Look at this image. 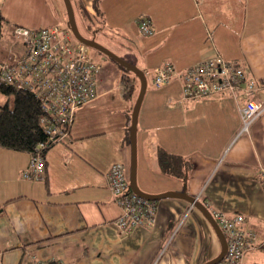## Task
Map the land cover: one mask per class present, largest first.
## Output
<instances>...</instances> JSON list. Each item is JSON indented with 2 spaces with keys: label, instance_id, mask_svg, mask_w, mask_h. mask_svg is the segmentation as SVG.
I'll use <instances>...</instances> for the list:
<instances>
[{
  "label": "crops",
  "instance_id": "1",
  "mask_svg": "<svg viewBox=\"0 0 264 264\" xmlns=\"http://www.w3.org/2000/svg\"><path fill=\"white\" fill-rule=\"evenodd\" d=\"M47 2L0 0V34L13 25L55 24L57 16ZM71 3L76 13L84 8L92 20L100 19L96 33L114 30L122 43L134 46L141 69L170 62L182 71L218 54L240 62L260 84L254 97L264 101V0H98L99 13L93 0ZM139 14L150 18L151 35L139 33ZM149 87L137 120L139 188L159 193L185 185L207 208L242 213L259 239L264 237V111L248 133H241L240 101L229 94L182 100L178 77ZM99 88L92 101L100 98ZM77 110L69 138L46 150L42 179L21 176L29 153L0 147V264H202L217 255L220 244L213 228L183 198L156 200L152 224L119 234L114 220L120 208L107 171L121 162L129 173L125 131L130 119L111 138L106 128L75 120ZM158 150L181 156L182 176L162 170ZM259 252L264 264L259 249L247 252L242 264L246 257L247 264H260Z\"/></svg>",
  "mask_w": 264,
  "mask_h": 264
},
{
  "label": "built area",
  "instance_id": "2",
  "mask_svg": "<svg viewBox=\"0 0 264 264\" xmlns=\"http://www.w3.org/2000/svg\"><path fill=\"white\" fill-rule=\"evenodd\" d=\"M136 22L140 34L148 36L153 33L147 15H137ZM11 32L20 42L21 49H11L0 62V83L30 91L38 97L43 112L40 121L49 141L67 140L76 110L97 97L98 77L103 64L93 58L88 46L75 39L67 25L33 28L13 25ZM144 74L147 85L155 88L178 77L182 100L197 101L222 93L239 100L241 133H248L251 123L264 111V101L254 97L260 84L246 74L238 60H226L213 54L182 71H176L170 62H163L144 70ZM45 146L40 143L30 154L28 166L21 173L23 178H43L45 158L41 149ZM126 173L121 162H114L107 171L109 189L120 208L114 220L119 234L152 224L157 209L156 200L141 197L131 190ZM208 209L226 240L225 254L214 264H242L245 254L258 249L259 244L264 254V240L259 243L254 228L242 213L228 215ZM35 264L61 263L36 260Z\"/></svg>",
  "mask_w": 264,
  "mask_h": 264
},
{
  "label": "rangeland",
  "instance_id": "3",
  "mask_svg": "<svg viewBox=\"0 0 264 264\" xmlns=\"http://www.w3.org/2000/svg\"><path fill=\"white\" fill-rule=\"evenodd\" d=\"M47 1V3H49L53 7V11L57 16V20L54 23L61 26H66L67 18L63 0ZM77 15L78 16L75 17L76 23L79 31L83 35L87 37H93L95 35V39L99 43L106 46L115 54L119 55L124 60L137 65L139 68L143 67V64L141 63L138 55L136 53H133V51H135L134 46L132 47L130 45L122 43L120 34L115 33L114 30L110 31L108 28H101L99 32L95 33L96 23L97 21L99 22L100 19L93 18V21L91 19L89 20L88 17H85V19L81 18L79 15V11H77ZM96 28L98 29V27ZM72 40L74 41L75 39L73 38ZM11 49L20 50L21 44L12 35V32L9 28H3L0 34V57H3L4 55V57L6 58L7 53L11 52ZM90 51L93 58L97 61H101V63L103 64L102 74L100 77L101 80H99L98 83V85L100 86V88L98 89V96H100V98L84 106H81L77 110L78 113H76L75 120H80V122L90 127H104L106 128V130L110 131L111 138H113L116 131L119 130V126L121 125V123L123 122L124 124V119L127 118L126 114L128 113L130 115L132 106L138 94L139 82L138 79L135 78L136 86L134 89V94L129 98L124 97L121 77H123L124 73L126 72H123V70L119 66H117L112 60L107 58L101 52L93 48H90ZM150 89L151 88L148 85L147 91H150ZM144 103L142 110L140 107V111H144V105H146V101ZM124 108L126 110L123 111ZM73 128L74 125L72 129ZM125 134L127 135V131H125ZM93 141L96 140H90L89 143ZM126 174L128 176V173ZM258 254L260 256L259 263L261 264L262 255L260 252ZM248 258H245L246 264L248 263Z\"/></svg>",
  "mask_w": 264,
  "mask_h": 264
},
{
  "label": "trees",
  "instance_id": "4",
  "mask_svg": "<svg viewBox=\"0 0 264 264\" xmlns=\"http://www.w3.org/2000/svg\"><path fill=\"white\" fill-rule=\"evenodd\" d=\"M97 4H98V0H93V6H94L93 8L97 13H99ZM79 11H80L79 15L81 18L85 19V17H88L89 20L91 19V16L84 8H81V10ZM74 13H75V17L78 16L75 11ZM232 60H237V59H232ZM114 63L117 66H119L123 70V72H126L124 73L123 77H121L124 97L126 98L132 97L136 86L135 75L131 71H128L119 64H117L116 62ZM146 70H150V69H146ZM250 78L255 80L254 77H250ZM42 116H43V112H42L40 100L32 92L0 83V147L1 148L27 152L29 153L30 156V154L34 153L38 149L40 143H45L46 146L41 149V152L45 158V152L48 148H50L56 143H60L63 141H49L48 135L46 134V132H44V127L40 121ZM127 117L128 119H130V115L128 113H127ZM127 135H128V127H127ZM127 135H126V139L128 140ZM157 158L159 160V164L163 171L174 175L181 174L182 176L181 168L183 167L184 161L182 160L181 156L168 154L163 150H158ZM126 171L128 173L127 169ZM203 204L207 206V203H205V201H203ZM255 232L258 236L257 230H255ZM263 240L264 237L259 239L258 236L259 243L260 241ZM258 249L262 251L260 244L258 245Z\"/></svg>",
  "mask_w": 264,
  "mask_h": 264
},
{
  "label": "water",
  "instance_id": "5",
  "mask_svg": "<svg viewBox=\"0 0 264 264\" xmlns=\"http://www.w3.org/2000/svg\"><path fill=\"white\" fill-rule=\"evenodd\" d=\"M64 6H65V12H66V25L71 30L73 36L75 39H77L79 42L85 44L86 46L93 48L104 55H106L108 58L122 66L128 71H131L135 77L138 79L139 82V89L138 94L136 97V100L132 106L131 113H130V122L128 125V140L130 145V163H129V173H128V179H129V186L133 192L138 194L141 197L151 199V200H158L162 198H183L190 202L193 206L197 207L205 216L211 227L213 228L219 244H220V250L217 255L214 257L207 259L202 264H214L215 262L219 261L226 251V240L225 237L217 224V222L212 217L209 209L206 207L205 204H203L196 196L190 195L185 191V185L183 186L181 191L176 190H168L163 191L159 193H149L146 191H143L139 188L137 185L136 180V171H137V120L139 115L140 106L142 103V99L144 97L146 88H147V79L144 74L143 69L139 68L137 65L128 62L124 60L119 55L115 54L113 51L108 49L103 44L99 43L94 36L93 37H87L83 35L77 26L76 18L74 9L71 3V0H63Z\"/></svg>",
  "mask_w": 264,
  "mask_h": 264
}]
</instances>
